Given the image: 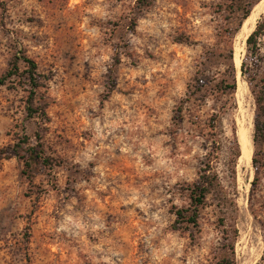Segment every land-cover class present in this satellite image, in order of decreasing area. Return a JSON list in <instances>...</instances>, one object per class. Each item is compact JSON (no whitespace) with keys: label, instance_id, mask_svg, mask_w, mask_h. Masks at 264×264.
<instances>
[{"label":"rangeland","instance_id":"rangeland-1","mask_svg":"<svg viewBox=\"0 0 264 264\" xmlns=\"http://www.w3.org/2000/svg\"><path fill=\"white\" fill-rule=\"evenodd\" d=\"M137 1L0 0V77L22 55L45 76L41 143L52 160L32 182L22 175L12 148L23 134L35 144L38 127L26 118V89L0 87V264H220L224 217L212 197L199 232L174 227L206 151L192 134L174 135L172 115L227 2L149 0L138 12ZM258 47L264 74V35ZM236 77L233 117L237 130L251 122L252 154L249 168L238 160L237 213L226 224L238 231L235 263L259 264L264 141L255 148L254 98Z\"/></svg>","mask_w":264,"mask_h":264},{"label":"trees","instance_id":"trees-1","mask_svg":"<svg viewBox=\"0 0 264 264\" xmlns=\"http://www.w3.org/2000/svg\"><path fill=\"white\" fill-rule=\"evenodd\" d=\"M261 1L226 0L227 4L222 9L226 16H220L222 23L217 27L216 43L187 84L184 97L177 102L172 115V125L176 130L173 134L180 131L192 134L202 142L206 151L198 180L189 184L185 190L187 205L173 208L174 227L183 232H199L201 212L207 200L212 197L224 217L220 264H236L234 246L238 239L235 225L226 224L227 217L237 213L235 179L241 156L237 125L233 117L237 109L234 99L237 91V71L233 61L234 39L243 22ZM137 5L138 12H141L151 3L149 0H138ZM214 13L221 15L219 11ZM263 35L264 22H258L246 39V55L240 67L241 77L247 83L255 103L253 143L256 149L264 141V74L260 72L261 54L258 47V40ZM12 80L18 81L26 89V118L34 120L38 127L35 144L23 134L19 143L12 148V155L24 166L22 175L32 182L39 165L49 170L52 167V160L45 155L41 143L49 123L46 112V78L39 72L34 60L22 55L13 58L8 70L0 77V87ZM186 125L188 129H185ZM224 179L228 180L227 185ZM259 264H264V251Z\"/></svg>","mask_w":264,"mask_h":264},{"label":"bare ground","instance_id":"bare-ground-1","mask_svg":"<svg viewBox=\"0 0 264 264\" xmlns=\"http://www.w3.org/2000/svg\"><path fill=\"white\" fill-rule=\"evenodd\" d=\"M263 12H264V0H262L259 4H257L253 8L250 17L247 19V21L244 24V28H245L244 31H242V33L237 35L236 44L234 47V66L238 74H240L241 58H242V53L244 51L246 39L249 36V34L254 30L257 19ZM240 88H241V84H240ZM250 128H252L251 122L248 121L247 123V121H245L243 124L241 123L237 133L240 143V149H241V156L239 158V163L245 168H249L251 162L252 141L250 135L251 133ZM240 164L239 166H241Z\"/></svg>","mask_w":264,"mask_h":264},{"label":"water","instance_id":"water-1","mask_svg":"<svg viewBox=\"0 0 264 264\" xmlns=\"http://www.w3.org/2000/svg\"><path fill=\"white\" fill-rule=\"evenodd\" d=\"M251 12H252V11H251ZM250 14H251V13H250ZM249 17H250V15H249ZM249 17H248V18H249ZM248 18H247V19H248ZM247 19L243 22L242 26L240 27V30H239L238 34L242 33V31H244V29H245V28H244V24H245V22L247 21ZM251 33H252V32H251ZM251 33H250V34H251ZM250 34H249V35H250ZM247 38H248V37H247ZM245 44H246V42H245ZM233 61H234V59H233Z\"/></svg>","mask_w":264,"mask_h":264}]
</instances>
